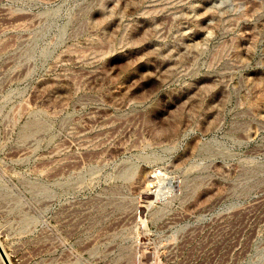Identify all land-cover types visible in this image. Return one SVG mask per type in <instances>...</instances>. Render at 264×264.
Returning a JSON list of instances; mask_svg holds the SVG:
<instances>
[{"label":"rangeland","instance_id":"1","mask_svg":"<svg viewBox=\"0 0 264 264\" xmlns=\"http://www.w3.org/2000/svg\"><path fill=\"white\" fill-rule=\"evenodd\" d=\"M0 243L264 264V0H0Z\"/></svg>","mask_w":264,"mask_h":264},{"label":"water","instance_id":"2","mask_svg":"<svg viewBox=\"0 0 264 264\" xmlns=\"http://www.w3.org/2000/svg\"><path fill=\"white\" fill-rule=\"evenodd\" d=\"M0 255H1L3 261L5 262V264H11L6 253H5V251H4V249H3V247H2V245H1V243H0Z\"/></svg>","mask_w":264,"mask_h":264},{"label":"bare ground","instance_id":"3","mask_svg":"<svg viewBox=\"0 0 264 264\" xmlns=\"http://www.w3.org/2000/svg\"><path fill=\"white\" fill-rule=\"evenodd\" d=\"M174 185H175V184H174ZM174 185H172V186H174ZM171 189H172V188H171ZM171 189H170V190H171ZM167 190H168V189H167Z\"/></svg>","mask_w":264,"mask_h":264}]
</instances>
